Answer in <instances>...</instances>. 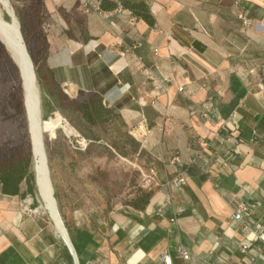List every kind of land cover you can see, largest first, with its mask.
<instances>
[{
    "label": "crops",
    "instance_id": "obj_1",
    "mask_svg": "<svg viewBox=\"0 0 264 264\" xmlns=\"http://www.w3.org/2000/svg\"><path fill=\"white\" fill-rule=\"evenodd\" d=\"M43 1L45 65L61 92L100 97L149 157L148 173L186 184L154 187L143 209L72 213L69 242L0 185V264H164L166 249L178 264L180 245L191 264H264V244L243 252L230 219L247 202L264 227V0L121 1L147 9L153 24Z\"/></svg>",
    "mask_w": 264,
    "mask_h": 264
},
{
    "label": "rangeland",
    "instance_id": "obj_2",
    "mask_svg": "<svg viewBox=\"0 0 264 264\" xmlns=\"http://www.w3.org/2000/svg\"><path fill=\"white\" fill-rule=\"evenodd\" d=\"M10 2L16 11L22 13L31 44L34 46L37 41L38 48L44 54L46 29L41 24L40 32L35 31V25L38 24L35 8L40 0ZM39 69L42 78L38 80L37 77V83L41 97L43 142L53 195L70 233L69 228L73 227L69 224L72 222V213L80 218L91 212L104 214L112 206L131 202L142 190L147 191L150 160L140 150L128 127L116 116L92 124L81 117L73 100L62 97L59 108L44 118L42 103L53 92L51 84L54 81L47 77L45 57ZM12 94H17L14 75L3 62L0 64V160L26 153L32 155L26 117L10 103ZM22 205L27 213L40 218L49 232L58 234L49 213L41 208L36 185L34 195L28 194Z\"/></svg>",
    "mask_w": 264,
    "mask_h": 264
},
{
    "label": "trees",
    "instance_id": "obj_3",
    "mask_svg": "<svg viewBox=\"0 0 264 264\" xmlns=\"http://www.w3.org/2000/svg\"><path fill=\"white\" fill-rule=\"evenodd\" d=\"M122 1V0H120ZM13 6V5H12ZM14 8V7H13ZM142 10V11H141ZM15 14L20 22L21 32L27 47V50L30 54V57L34 63V68L38 80H41V70L39 69L42 64L43 57L47 54V41H46V52L43 54L42 50L38 48V42L36 41L35 45L31 44L30 34L27 29V24L25 19L20 12V10H15ZM35 12L38 15V24L35 25V31L40 32V25L44 23L45 20V6L44 1L40 0ZM134 15H138L145 19L148 23L153 24L154 18L149 14L147 9L134 8L132 10ZM6 63L9 68H11L14 80L15 88L17 91L16 95L12 94L11 104L20 109L22 115H25V108L23 103L22 88L20 83V76L18 68L13 63L6 50L0 43V64ZM48 78L52 77V74L46 70ZM20 83V84H19ZM53 92L50 94L48 100H44L42 103L44 110V118H48L52 114V110L59 108V102L62 97H67L64 93L61 92L59 85L54 82L51 84ZM69 98V97H67ZM71 99V98H69ZM77 104V111L81 114V117L92 124L102 123L105 120L109 119L111 116H116V113L113 109L107 108L102 104V100L98 96L82 97V102H79L77 99H71ZM30 140V137H29ZM139 145V143L137 142ZM31 145V142H30ZM32 150V148H31ZM33 157L30 153H26L23 156L17 157H4L0 160V185L2 192L7 195H19L22 198H25L28 194L34 195L35 187V176L34 171L32 170ZM152 194V190L141 191L140 195L137 196L131 204L139 209H143L148 203Z\"/></svg>",
    "mask_w": 264,
    "mask_h": 264
},
{
    "label": "bare ground",
    "instance_id": "obj_4",
    "mask_svg": "<svg viewBox=\"0 0 264 264\" xmlns=\"http://www.w3.org/2000/svg\"><path fill=\"white\" fill-rule=\"evenodd\" d=\"M19 23L10 0H0V37L18 63L17 68L32 148L37 194L41 201V208L49 213L57 233L66 239L65 225L55 204L56 200L53 195L48 159L43 142L41 98L38 83Z\"/></svg>",
    "mask_w": 264,
    "mask_h": 264
},
{
    "label": "built area",
    "instance_id": "obj_5",
    "mask_svg": "<svg viewBox=\"0 0 264 264\" xmlns=\"http://www.w3.org/2000/svg\"><path fill=\"white\" fill-rule=\"evenodd\" d=\"M106 0H79L80 6L82 10L86 13L89 12H95L100 14L104 17H109L110 15H113L114 13H120L125 15H132V11H130L128 8H126L120 0H116V6L111 10H106L104 8V3ZM238 15L240 18L244 20L245 24H251L252 21L245 17V15L242 12H238ZM259 23H254V25H258ZM253 72V70H251ZM152 80H155L154 77H152ZM156 84V90L162 91L165 86L162 81H157ZM210 114V111H201L200 115L203 117H207ZM260 140V134L257 130H252L250 141L257 143ZM148 184L149 189L152 190L154 187H159L163 183L166 185H173V186H181L186 184V178L181 175H176L173 177H167L165 180L160 179V177L157 175L154 169H151L148 173ZM231 222L234 224L236 228H238L241 233L243 234V241L241 243V250L243 252H247L249 245L252 241H260L264 244V227L260 226L255 220H254V205L249 204L247 202H241L239 203L238 207L234 210V212L231 215ZM172 221H175L176 218H172ZM177 256L180 259V262L178 264H191V254L190 251L180 245L177 247L176 250ZM163 257V263L164 264H176L174 262L173 257L171 256L169 250H164L162 252Z\"/></svg>",
    "mask_w": 264,
    "mask_h": 264
},
{
    "label": "water",
    "instance_id": "obj_6",
    "mask_svg": "<svg viewBox=\"0 0 264 264\" xmlns=\"http://www.w3.org/2000/svg\"><path fill=\"white\" fill-rule=\"evenodd\" d=\"M19 25H20V23H19ZM0 43L2 44V46L4 47V49L6 50V52H7V54L9 55V57L11 58V60L13 61V63L16 65V67H18V63L16 62V60H15V58H14V56L12 55V53L10 52V49L8 48V46L6 45V43L2 40V38L0 37ZM32 64H33V66H34V63H33V61H32ZM34 71H35V68H34ZM35 75H36V71H35ZM36 80H37V75H36ZM41 98V97H40ZM40 104H41V99H40ZM41 117H42V110H41ZM43 118V117H42ZM35 175V174H34ZM36 181V180H35ZM55 198V197H54ZM56 200V199H55ZM56 204V206H57V203H55ZM63 224H64V222H63ZM65 230H66V239L62 236V238L65 240V241H67V242H69V235H68V231H67V229H66V227H65Z\"/></svg>",
    "mask_w": 264,
    "mask_h": 264
}]
</instances>
